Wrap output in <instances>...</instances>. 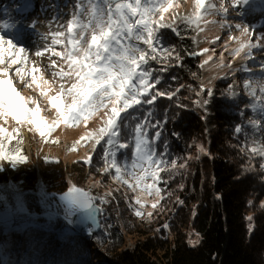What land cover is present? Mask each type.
Returning <instances> with one entry per match:
<instances>
[{"label": "snow or ice", "instance_id": "6c2138e0", "mask_svg": "<svg viewBox=\"0 0 264 264\" xmlns=\"http://www.w3.org/2000/svg\"><path fill=\"white\" fill-rule=\"evenodd\" d=\"M191 4V12L181 14L176 11L180 7L177 0H65L63 6L48 2L42 10L51 9L54 15L47 21L48 31L40 33L44 43L34 57L44 58L46 53L51 54L47 57L51 80L43 74L35 75L41 69L22 43L26 30H36L39 23L35 19L25 23L33 8L31 0H22L16 6L19 18L0 22V172L9 168L15 170L29 162L21 147L24 131L38 134L42 142L48 143L52 133L62 125L72 128L82 124L84 133L68 151L90 146L84 162L117 185L102 194H93L91 189L69 180L67 190L59 196V203L54 201L55 193H49L41 185L35 195L38 204L49 210L44 213L49 219L59 216L62 210L63 220L68 225L91 221L100 226L98 216H103L106 206L117 201L115 193L119 192L138 219L151 222L153 212L160 208V201L165 198L159 185L167 184L168 180L161 173L166 172L168 179H172L187 167L186 161L178 165L177 159L170 158L168 142L163 139L167 117L153 122L154 107L160 98L178 100L180 88L165 87L161 74L173 66H182L184 55H207L200 67L211 61L213 67L228 70L225 79L235 78L237 72L249 74L241 85L229 84L220 96L231 102H237L242 96L248 98L239 108L244 123L236 125L234 133L243 134L250 142L251 147L245 144L241 151L247 149L250 160L260 157L259 170L264 173V60L258 64V73L248 63H256L254 50L264 51V32L257 33L255 25L242 19L249 14H264V0H191ZM167 14H171V19L166 18ZM233 14L241 19L234 21ZM208 17L218 19L209 20ZM181 25L197 34L209 25L229 33L238 32L239 36L229 35V40L237 44L229 55L232 60L241 57L243 63L234 68L232 60L225 63L223 52L219 61L213 60L214 48L211 49L213 55H208L209 48L189 52L166 44L162 30L170 29L178 38H183ZM192 39L199 43L195 37ZM217 40L219 36L211 43ZM56 45L62 50L57 51ZM52 57L59 58L60 62ZM153 62L161 67L154 68ZM29 63L33 65L30 69ZM28 77L30 79H26ZM57 81L58 89L55 87ZM17 84L22 87L18 88ZM237 87L241 90L237 91ZM23 89L38 90L40 99L25 96ZM201 92L205 95L197 105L207 111L215 92L203 85L197 96ZM44 100L46 105L42 104ZM145 106L153 107L145 109ZM176 107L185 106L177 102ZM246 112L253 115L246 116ZM92 120L98 121V127H88ZM172 135L179 136L178 133ZM14 140L17 147L9 148ZM51 142L58 143V139ZM199 151L206 150L200 146ZM94 155L96 165L101 166L93 164ZM44 159L48 161V157ZM252 170V167L245 169ZM95 183L103 186V181ZM180 187L182 189L183 185ZM31 194L16 185L0 189V225L4 229L25 234L32 231L38 214L27 206L26 197ZM146 196L154 197L150 205L153 211H144L148 203ZM178 202L183 203L179 198ZM248 220L251 222L253 217L249 216ZM253 230L250 223L249 231ZM88 231L91 233L92 228ZM196 236L197 239L189 240L193 247L200 243L199 233Z\"/></svg>", "mask_w": 264, "mask_h": 264}, {"label": "trees", "instance_id": "16d2710c", "mask_svg": "<svg viewBox=\"0 0 264 264\" xmlns=\"http://www.w3.org/2000/svg\"><path fill=\"white\" fill-rule=\"evenodd\" d=\"M180 27L183 38L168 32L165 43L195 51L191 29ZM200 65L199 58L184 55L182 66L161 74L165 87L180 88V92L178 100L160 98L156 102L153 122L167 117L163 139L168 142L170 158L177 159L178 165L186 161L187 167L172 179L161 173L168 180L159 185L165 198L150 223L138 219L118 192L117 201L107 205L101 216L102 231L97 235L87 231L81 237L72 233L62 237L45 228L27 234L0 230V264H264V173L259 170L260 160L255 156L250 160L247 150L241 151L247 141L243 134L234 133V127L242 122L228 101L224 105L231 110L219 118L225 129L207 134L204 115L197 111L196 102L203 76ZM153 67L161 65L153 62ZM177 102L185 107L177 108ZM193 142L208 147L207 158H197ZM96 160L94 155L93 164L101 166ZM247 167L253 170L245 171ZM92 179L115 188L110 178L81 160L68 164L42 158L37 167L29 161L15 170L0 172V184L12 180L34 187L40 181L55 197L67 190L69 180L91 189L93 194L104 193L103 189L86 186ZM26 199L31 211L41 213L32 197ZM249 216L253 217L251 222ZM250 223L254 226L251 232ZM127 232L138 238L133 249L124 247ZM196 233L200 243L193 247L189 240L197 239Z\"/></svg>", "mask_w": 264, "mask_h": 264}, {"label": "rangeland", "instance_id": "374dc122", "mask_svg": "<svg viewBox=\"0 0 264 264\" xmlns=\"http://www.w3.org/2000/svg\"><path fill=\"white\" fill-rule=\"evenodd\" d=\"M5 0H2L1 2H4ZM22 1L21 0H7L6 4L9 7L6 13L7 20H11L13 18H19V14L16 12V6L20 4ZM48 2H55L58 3L60 6L64 5L65 0H32L33 8L28 12L27 17L25 18V23H28L32 20H37L39 23L37 24V30H31V31H26L22 43L24 44L25 47H27L30 52L33 54V59L35 60V64L37 67L41 69L40 72L35 73V75L40 76L43 74L44 78L51 80V73L50 70L47 69V65L50 63V60L47 58L50 56V53H46L44 58H35L34 53L38 48L43 47V41L40 39V33L48 31L47 28V21H49L54 13L51 9H48L47 11L42 10V6H45ZM71 2V0H69ZM177 3L180 4V7L176 9L177 12L183 14V13H190L192 10V4L191 0H177ZM5 5V4H3ZM68 17H65L67 19ZM167 19H171V14H167L166 16ZM207 19H218V17H208ZM232 19L234 21H238L241 18L235 17L233 14ZM243 21L249 25H255L256 26V32H264V14L261 13H254V14H249L246 15L245 17L242 18ZM183 26V25H181ZM203 22L201 23V27H203ZM55 27V26H53ZM164 32V37L166 33H173L170 29H163ZM192 38L196 37L200 43L199 46H197L193 39L192 43L194 46L195 51H199L200 49L203 48H209L210 51L208 55H213L211 49H215V54L213 55V60L219 61L220 59V53L223 52V58L225 63H227L229 60H232V57L229 55V52L231 51L232 48L237 47V44L234 41L229 40V35L232 36H239V33L236 31H232L229 33L227 30H222L218 26L213 27L209 25L204 32H201L197 34L196 31L192 30ZM217 36L220 37V40H217L215 44L211 43L212 40H214ZM255 39V37H254ZM56 50L60 51L62 50L60 45H56ZM228 48V51H224L225 48ZM254 54L256 57V63L253 64L252 61H248L249 65L253 67V70L255 72H259V67L258 64L261 60H264V51H255ZM243 56V53L241 54ZM207 58V55H201L199 56L200 62L204 59ZM52 59H56L57 62L59 63V58L57 57H52ZM233 67H239L243 61L241 57L235 58V60H232ZM33 65L29 63L28 68L30 69ZM203 76L200 82V89L201 86L203 85L205 88L211 87L214 89L215 96L212 98L210 104L207 106V111L202 109L197 105V111L200 114L204 115L203 121L205 122V127L207 129V134L208 135H213L216 132H219L221 130L225 129V125L219 121L220 117L224 116V113H226V105H224L227 101H225L224 98L220 96V93L225 91L228 87L229 84H233L234 87L237 85H241L242 81L244 79L248 78V73L244 72H237L235 78L232 76H228L227 79L223 78L225 76V73L228 71L227 69H224L221 71L220 69L213 67L212 62H209V65H205L203 68ZM30 79V77L26 78ZM58 81L55 85L58 89ZM18 88H21L22 86L17 84ZM33 89H35V85L33 86ZM241 89L237 87V91H240ZM23 94L25 96L31 95L34 96L38 99L40 97L38 96V90H32V89H23ZM51 94V93H50ZM204 93H200V96H198L197 101L201 100L204 98ZM196 101V102H197ZM235 109L234 111L236 114L239 115V108L243 107L244 104L248 102V98L246 96H242L237 102H231L228 101ZM42 104L46 105V100L42 101ZM253 115L250 112H246V116ZM240 116V115H239ZM240 120L242 123H244V118L240 116ZM89 128H95L98 127V121L92 120L89 122L88 125ZM85 131L84 126L81 124L80 126H73L72 128H68L66 126H61L60 128L56 129L52 135L49 137V142L44 143L41 141L40 137L38 134H31L28 133L27 131H24V143L21 145V147H24L25 150L27 151V154L29 155V161L32 166L37 167L38 166V161L42 160V158L48 157V159L56 161H63L65 163L71 164L74 161H84V158L86 157L87 153L90 151V146L84 147L80 146L75 152H69L68 149L71 148L72 144L74 143L75 140L79 138L80 135H82ZM53 139H58V143H52L51 141ZM245 144L249 145V148L251 147V144L249 141H247ZM10 148H15L16 141H12L10 145ZM192 146L196 148L199 154V160H204L205 158L208 157V147L203 146V148L206 150L205 152H200L199 147L202 146L200 144H197L196 142L192 143ZM247 150V149H246ZM131 158L130 153H129V159ZM255 160H260V157L255 156ZM111 180V179H110ZM96 181H101V180H90L86 184L87 187H91L93 189H99V184H96ZM112 181V180H111ZM115 185V188L117 185ZM8 185H16L19 188H22L24 191L32 193L31 195H28L29 197H32L34 201H36L37 205L41 208V213H37V218H36V223L33 224L32 229H40V228H45L46 230L56 232L58 235L65 237L67 235H70V233L74 234L72 230V226L68 225L66 221L63 220V212L61 210L59 216H54L52 219H49L47 215L44 213L49 210H45L42 208L40 204L37 202V196L35 193L38 191L39 187L42 185L40 181L36 183V185L33 187L26 186L24 184H19L16 183L12 180H10L7 183L0 184V189L7 188ZM104 185V182H103ZM86 187V188H87ZM102 189V188H100ZM109 189H114L108 184H105V189L104 191H107ZM132 193H129V196H131ZM60 196V195H59ZM59 196L54 197V201L56 203H59ZM146 200L148 201L146 208L144 209L145 212L148 211H153L151 209V202L153 201L154 197L152 196H146ZM158 199V198H156ZM27 200V199H26ZM134 203V201H133ZM128 205V202H126ZM28 208L29 205L27 204ZM31 210V208H29ZM131 210V209H130ZM51 211H55V208L51 209ZM0 230H6L3 228L2 225H0ZM88 229L85 231L87 232ZM84 232V234H85ZM138 243V238L134 237L132 235H126V243H125V248L127 249H133L135 245ZM97 252H99L98 248H93ZM96 262V261H95ZM92 264V263H91ZM97 264V263H95Z\"/></svg>", "mask_w": 264, "mask_h": 264}, {"label": "water", "instance_id": "95a60500", "mask_svg": "<svg viewBox=\"0 0 264 264\" xmlns=\"http://www.w3.org/2000/svg\"><path fill=\"white\" fill-rule=\"evenodd\" d=\"M193 58H199V56H192ZM98 219L100 221V226H96V225H93L91 223V221L89 222H86L85 224H81V225H71L72 226V230L74 232V234L76 236H83L84 232L89 229L90 227L92 228V231L91 233L93 235H97L99 234L101 231H102V222H101V216H98Z\"/></svg>", "mask_w": 264, "mask_h": 264}, {"label": "bare ground", "instance_id": "6f19581e", "mask_svg": "<svg viewBox=\"0 0 264 264\" xmlns=\"http://www.w3.org/2000/svg\"><path fill=\"white\" fill-rule=\"evenodd\" d=\"M1 1V0H0ZM22 1V0H21ZM31 3H32V0H31ZM33 4V3H32ZM34 5V4H33ZM31 12V11H30ZM37 30V29H36ZM28 31V29L26 30ZM35 31V30H34ZM196 38V37H195ZM196 40L198 41V39L196 38ZM195 43V42H194ZM197 46L200 45V43H195ZM100 188H102L103 190L105 189V184L103 186L99 185ZM116 225V224H115Z\"/></svg>", "mask_w": 264, "mask_h": 264}, {"label": "built area", "instance_id": "2783aa9c", "mask_svg": "<svg viewBox=\"0 0 264 264\" xmlns=\"http://www.w3.org/2000/svg\"><path fill=\"white\" fill-rule=\"evenodd\" d=\"M113 227L115 228V227H117V226L114 224Z\"/></svg>", "mask_w": 264, "mask_h": 264}]
</instances>
